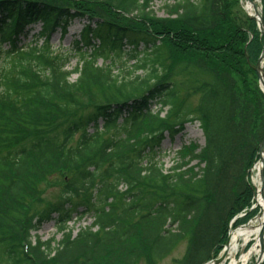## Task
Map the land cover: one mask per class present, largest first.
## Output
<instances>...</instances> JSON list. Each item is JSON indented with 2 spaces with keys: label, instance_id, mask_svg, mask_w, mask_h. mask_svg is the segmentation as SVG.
<instances>
[{
  "label": "trees",
  "instance_id": "trees-1",
  "mask_svg": "<svg viewBox=\"0 0 264 264\" xmlns=\"http://www.w3.org/2000/svg\"><path fill=\"white\" fill-rule=\"evenodd\" d=\"M150 3L0 0V264H159L182 241L169 264H206L231 219L253 215L247 173L264 140L256 24L227 0H176L167 18ZM74 21L69 52L54 50L53 33ZM123 56L144 75L120 81ZM173 78L198 95L192 113ZM187 121L204 146L181 147L166 172L161 143ZM49 180L59 196L41 205ZM86 215L74 233L68 224ZM48 223L60 240L33 241Z\"/></svg>",
  "mask_w": 264,
  "mask_h": 264
},
{
  "label": "rangeland",
  "instance_id": "rangeland-1",
  "mask_svg": "<svg viewBox=\"0 0 264 264\" xmlns=\"http://www.w3.org/2000/svg\"><path fill=\"white\" fill-rule=\"evenodd\" d=\"M176 0H151L150 3V11L153 12L154 16L156 18H167L169 12L167 10V7L165 6H171L174 4ZM190 1H197V0H190ZM231 10L234 11L236 16H240L241 10L243 13L244 6H245V0H227ZM258 3V2H257ZM259 8V3H258ZM83 22L74 21L68 28V32L65 36H61L59 31H56L53 33L51 37V44L53 46L54 50H57L58 52H66L68 53L71 49L72 43L74 40L77 39V34L80 32L83 24ZM39 25L36 28H33V32L31 34H35V32L39 31ZM163 49V48H162ZM120 63L117 65V67L114 69L113 74L118 76L119 80H133L135 77L139 76L142 77L144 75V72L138 70V69H132V66H134V61H128L126 56H123V60L119 61ZM102 63V60L100 59L98 61V65ZM76 63L75 60H72L69 64L68 70H72L75 67ZM130 70V71H129ZM128 72H132V74L129 76ZM163 73L161 70L159 71ZM77 78L76 74H73L70 78V81H74ZM173 83H175V90H177V94L180 95V98L183 100L181 101L184 104V108L188 110L189 113H192L195 109V106L198 102V95H191L186 96L185 95V89L182 85L183 80L181 78H173ZM159 107H153V110H157ZM168 108H165L161 111V116H164L166 110ZM183 109V108H182ZM182 111V110H181ZM166 137L164 138L159 156L158 161L163 166L164 171H170L177 163L180 162V158L182 155L179 154V150L183 146H188L190 144L197 145L198 147L204 146V137L203 133L201 131V128L199 127V123L197 121L190 122L187 121L181 128H179L178 132L174 134L173 136H170V134H165ZM179 161V162H178ZM196 164L195 161H192L190 166H194ZM254 165V164H253ZM252 165V166H253ZM249 169L247 173V181H249L253 184V176H255V172L253 170V167ZM255 188V187H254ZM42 203L41 205H44L48 202L55 201L57 197L59 196V188L55 186L53 183H51V180L46 181L43 183L42 187ZM92 223L91 218L88 216H85L81 220H78V217H74L71 223L68 224V227L76 233L79 229L88 227ZM33 241L34 238L37 237L40 239V241H46L50 238H54L55 244L60 240V233L56 231L55 226L52 223H48L42 226V228L37 232L32 234ZM55 244H53L55 246ZM186 246V242L182 241L178 246L174 249V251L170 254L169 257L164 259L159 264H169L175 259H180L184 253ZM226 258V256H225ZM255 258L251 259V262H254ZM225 260L221 264H227ZM143 264V263H141ZM211 264V263H208Z\"/></svg>",
  "mask_w": 264,
  "mask_h": 264
},
{
  "label": "bare ground",
  "instance_id": "bare-ground-1",
  "mask_svg": "<svg viewBox=\"0 0 264 264\" xmlns=\"http://www.w3.org/2000/svg\"><path fill=\"white\" fill-rule=\"evenodd\" d=\"M247 1L248 0H245L246 3L244 6V9L246 11L245 14L248 13L249 16H253L259 13L257 1L256 0H252V1L250 0V2ZM257 32L262 40V49L256 59L255 64L257 62L261 63L259 74L263 75L264 74V36H263V32H261L260 29H257ZM249 38L251 39L252 36L249 35ZM255 73L258 78L257 81L258 85L263 88L262 84L264 83V79L260 80L256 70ZM260 90L264 94V90L263 89ZM204 143H205V139H204ZM263 162H264V147L262 148V150H260L257 156L256 163L253 167V170L255 172V176H253L254 177L253 184L255 189L252 183L250 182V179L248 181L249 185L253 189V193L255 192L252 201L254 202L253 203L254 207L257 209V213L245 224L230 229L229 235L227 237L228 238L227 245L225 247L223 246V248L219 253V256L223 253L225 254L226 256L225 262L228 261L227 264H252L251 262L252 258H255L256 259L255 264H258L262 258V253L260 251V241L262 237H264V180H261L259 176L261 173L260 170ZM238 217L239 214L235 215L231 219L230 224H233Z\"/></svg>",
  "mask_w": 264,
  "mask_h": 264
},
{
  "label": "water",
  "instance_id": "water-1",
  "mask_svg": "<svg viewBox=\"0 0 264 264\" xmlns=\"http://www.w3.org/2000/svg\"><path fill=\"white\" fill-rule=\"evenodd\" d=\"M251 18L254 20H258V27L261 30V32H263V34H264V25L262 23L261 16H258V18H255V17H251ZM259 70H260V63L257 62L256 63V71L258 73V76L260 77ZM262 85L264 88V83ZM263 147H264V140L261 142L259 150H262ZM260 174H261V180H264V162L262 163V169H261ZM226 245H227V243H226ZM260 251L262 253L263 258H262L261 262H259L258 264H264V237H262V239L260 241ZM224 256H225V254L223 253L222 256L219 259L215 260L213 263L214 264L220 263L224 259Z\"/></svg>",
  "mask_w": 264,
  "mask_h": 264
}]
</instances>
